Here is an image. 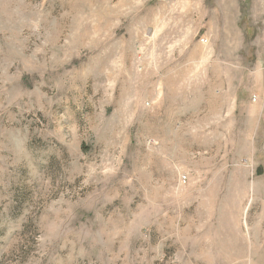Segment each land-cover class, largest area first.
Wrapping results in <instances>:
<instances>
[{
    "label": "rangeland",
    "instance_id": "obj_1",
    "mask_svg": "<svg viewBox=\"0 0 264 264\" xmlns=\"http://www.w3.org/2000/svg\"><path fill=\"white\" fill-rule=\"evenodd\" d=\"M0 264H264V0H0Z\"/></svg>",
    "mask_w": 264,
    "mask_h": 264
},
{
    "label": "bare ground",
    "instance_id": "obj_2",
    "mask_svg": "<svg viewBox=\"0 0 264 264\" xmlns=\"http://www.w3.org/2000/svg\"><path fill=\"white\" fill-rule=\"evenodd\" d=\"M255 242H256V247H258V245H259V242H260V239L258 238V241L257 240H255ZM255 245V244H254ZM261 247H262V245H260ZM246 247V246H245ZM244 247V248H245ZM252 248H254V247H252ZM258 249H260V247L258 248ZM245 250V249H244ZM255 250H256V248H255Z\"/></svg>",
    "mask_w": 264,
    "mask_h": 264
}]
</instances>
